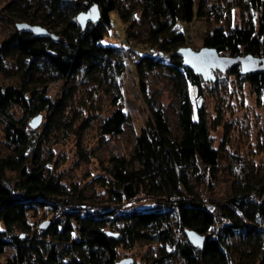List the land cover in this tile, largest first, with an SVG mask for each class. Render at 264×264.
Segmentation results:
<instances>
[{
	"label": "trees",
	"instance_id": "1",
	"mask_svg": "<svg viewBox=\"0 0 264 264\" xmlns=\"http://www.w3.org/2000/svg\"><path fill=\"white\" fill-rule=\"evenodd\" d=\"M84 2L97 4L100 13L82 28L77 16L85 10ZM237 5L248 12V19L242 25L208 30L203 45L232 56L264 55V0H242ZM2 9L18 20L50 28L63 40L16 28L0 40V255L8 247L13 249L0 264H115L120 248L131 249L141 240L159 243L162 256L174 259V264H264L261 177H235L226 201H211L213 207L194 187L201 179L197 163L215 174L219 150L204 109L193 111L188 87L201 89L205 80L176 54L186 38L175 24L209 18L217 12L215 6L205 0H10ZM111 12L128 24V39L150 50L135 63L140 79L148 70L167 68L179 98V134L172 133L155 100L146 97L150 116L131 153L111 156L105 168L108 178L96 177L106 187L111 204L98 213L89 207L80 209L97 203L78 186L62 183L50 170L41 147L50 134L68 133L73 123L64 121L67 97L53 103L46 95L51 79L70 81L82 75L100 83L115 79L116 72L124 69L120 47L101 41L112 26ZM135 12L148 26L145 40L130 32L137 22ZM157 54H166L169 62L156 59ZM226 72L248 82L256 94L264 91V72L243 74L239 65ZM139 83L144 91L143 81ZM15 107L21 109L20 116ZM42 111L48 115L40 132L38 127L28 129L27 118ZM126 120L117 107L100 122L99 132L119 134ZM141 193L150 196L154 205L116 212L126 199ZM57 201L78 207L68 210ZM38 206L50 208L44 216L49 222L39 232L28 221V212ZM58 209L62 217L54 218ZM187 228L205 235L202 248L189 243ZM58 243L65 245L59 248Z\"/></svg>",
	"mask_w": 264,
	"mask_h": 264
},
{
	"label": "rangeland",
	"instance_id": "2",
	"mask_svg": "<svg viewBox=\"0 0 264 264\" xmlns=\"http://www.w3.org/2000/svg\"><path fill=\"white\" fill-rule=\"evenodd\" d=\"M9 1L0 0V40L15 29V23L22 22L2 9ZM205 1L209 6H215L219 14L214 12L215 14L209 18L195 17L189 22L177 21L175 26L184 32L186 38L182 46L197 50L203 46L202 38L208 30L220 25L225 28L242 25L249 17L248 12L237 5L242 0ZM251 13L252 19L255 20L256 12L252 10ZM110 16L112 26L101 41L120 47L124 69L116 72L115 79H102L100 83H93L82 75L70 81L51 79L46 95L53 103L67 97L64 121H67L66 124L70 121L73 123L68 133L61 130L50 134L41 147L43 156L49 159L48 165L53 174L60 177L62 183L67 186L73 184L78 186L87 198L91 197L92 201L97 203L88 204L86 208L80 209L87 210L89 207L88 210L98 213L104 207L109 208L111 204L105 193L106 187L101 181L96 180V177L102 175L108 178L105 168L109 166L111 156H129L131 153L136 135L150 116L146 97L155 100L162 108L172 133L179 134L177 122L179 98L167 68L159 66L148 70L140 79L135 63L142 53H149L150 50L136 39H128L125 34L128 24L120 21L116 13L111 12ZM134 17L137 22L130 28V32L135 33L140 41L145 40L148 26L140 18L139 12H135ZM156 59H163L164 63L169 62L166 54L163 56L157 54ZM214 73V80L202 82V90L193 85L188 87L193 111L198 108L204 109L214 145L219 150L216 173L213 174L207 167L197 163L201 179L194 182L196 191L210 207H213L211 201H226L235 177L245 179L247 174H257L264 181V91L260 95L256 94L248 82L226 71L217 70ZM140 80L143 81L144 91ZM117 107L122 109L127 119L122 132L116 135L100 134V122ZM14 111L16 116L21 115L19 107H15ZM37 114L41 115L37 129V132H40V126L48 115L46 111L30 115L26 120L27 128L32 129L29 121ZM56 204L60 207L67 206L68 210L78 207L75 203L69 206L57 201ZM153 205L152 198L141 193L132 199H126L116 207V212L126 213L132 209L149 208ZM46 210L50 208L38 206L28 212V221L33 230L38 228L39 232L45 228L40 226L46 221L44 218ZM220 219L221 216L217 213V222ZM77 235L74 231L73 236ZM64 245L58 243L59 248ZM12 250L8 247L0 255V260L3 262L12 254ZM127 256L133 259L134 264L176 262L162 256L159 243L144 240L136 242L131 249H119L118 259ZM156 257L162 261L156 263L154 261ZM177 261L179 263L180 260Z\"/></svg>",
	"mask_w": 264,
	"mask_h": 264
},
{
	"label": "water",
	"instance_id": "3",
	"mask_svg": "<svg viewBox=\"0 0 264 264\" xmlns=\"http://www.w3.org/2000/svg\"><path fill=\"white\" fill-rule=\"evenodd\" d=\"M77 1V0H75ZM85 10L80 12L77 20L81 27L84 28L88 21H95L99 17V8L97 4H89L84 2ZM15 28L22 31H28L37 36L51 37L57 40H63L57 34L48 31L41 25L31 24L28 22H17ZM176 54L181 58L182 64L191 68L196 74H199L203 80H214L215 71L225 72L229 67L239 65L240 72L245 74L249 72H264V56H256L251 53L232 56L220 54L217 49L209 46H202L195 50L187 46H181L176 50ZM41 122V115L37 114L29 121L31 128H37ZM49 220L41 224L44 227ZM185 234L189 243L196 247L202 248L205 235L194 229H185ZM115 264H134L131 257H123L118 259Z\"/></svg>",
	"mask_w": 264,
	"mask_h": 264
},
{
	"label": "built area",
	"instance_id": "4",
	"mask_svg": "<svg viewBox=\"0 0 264 264\" xmlns=\"http://www.w3.org/2000/svg\"><path fill=\"white\" fill-rule=\"evenodd\" d=\"M53 216H54V218H60V217H62L61 212H60V209H58L57 211H54Z\"/></svg>",
	"mask_w": 264,
	"mask_h": 264
}]
</instances>
